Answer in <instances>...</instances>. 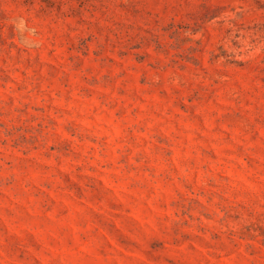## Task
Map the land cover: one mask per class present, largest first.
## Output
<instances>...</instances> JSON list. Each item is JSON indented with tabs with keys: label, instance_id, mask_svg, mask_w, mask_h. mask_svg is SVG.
Returning <instances> with one entry per match:
<instances>
[{
	"label": "rangeland",
	"instance_id": "obj_1",
	"mask_svg": "<svg viewBox=\"0 0 264 264\" xmlns=\"http://www.w3.org/2000/svg\"><path fill=\"white\" fill-rule=\"evenodd\" d=\"M0 264H264V0H0Z\"/></svg>",
	"mask_w": 264,
	"mask_h": 264
}]
</instances>
